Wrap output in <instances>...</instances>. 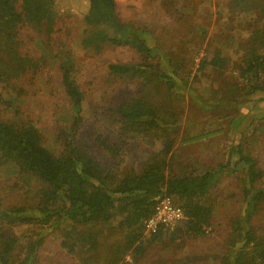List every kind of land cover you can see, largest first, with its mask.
I'll list each match as a JSON object with an SVG mask.
<instances>
[{
  "label": "trees",
  "instance_id": "trees-1",
  "mask_svg": "<svg viewBox=\"0 0 264 264\" xmlns=\"http://www.w3.org/2000/svg\"><path fill=\"white\" fill-rule=\"evenodd\" d=\"M62 2L66 3L65 18L93 27L82 47L98 52L110 44L134 52L136 64L111 65L110 74L117 78L143 76L147 83L160 84L167 99L166 109L152 106L141 95L127 98L106 110L109 125L116 133L90 141L80 130L82 95L71 62L60 57V85L71 111V122L57 131L55 149L45 145L30 113L19 121L0 120V167L12 164L41 185L33 205L4 206L0 199V264H43L41 250L44 233L49 229H66L61 242L66 252L92 254L105 237L107 223L114 224L123 234L131 262L122 264H148L159 253L176 258L187 243L216 233L221 196L236 209L232 210L231 230L219 232L218 264H264V174L247 153L258 121L248 126L251 136L239 133L236 141L220 151L222 161L211 168L198 169L197 161L190 156L192 150L174 149L175 140L164 137L185 112L192 70L182 76V66L173 64L151 34L120 23L113 0H0V106L11 108V100L2 98V93L20 97L28 92L23 80L28 75L36 79L42 68L39 54L29 47L31 42L22 32L27 26L35 30L41 23L43 6L54 10ZM17 3L20 13L15 8ZM245 56L244 81L238 87L236 103H251L255 108L264 102V54L252 50ZM222 64L216 56L203 57L199 70L206 66L221 69ZM177 88H186L190 94ZM201 104L202 114H212L220 122L223 118L228 127L235 122L233 114L240 110L227 112L233 105H220L219 98ZM14 114L22 115L17 111ZM217 133H225L221 123L212 131L194 135L189 144L202 138L205 142ZM133 136L161 142L155 155L140 162V172L125 170L124 161L132 157L114 164L109 159L112 152L132 153L134 140L126 139ZM163 197L171 198L183 210L185 220L173 229L162 226L156 234L147 236L145 222ZM82 262L96 264L87 256Z\"/></svg>",
  "mask_w": 264,
  "mask_h": 264
},
{
  "label": "rangeland",
  "instance_id": "rangeland-1",
  "mask_svg": "<svg viewBox=\"0 0 264 264\" xmlns=\"http://www.w3.org/2000/svg\"><path fill=\"white\" fill-rule=\"evenodd\" d=\"M113 1L115 17L120 23L128 29L151 34L157 47L170 57L173 64L182 66V76L192 70L188 85L191 94L186 88H177L190 94L185 98V112L178 117V122L168 128L164 139L175 140L174 149L182 148L186 152L192 150L190 156L197 161L198 169H208L222 161L220 151L236 141L239 133H251L248 126L257 120L256 136L247 153L264 174V102H259L255 108L251 103H236L238 87L244 81L242 67L245 55L252 50L264 54V0ZM65 6L64 2L54 10L43 6L41 23L35 30L27 26L22 32L31 42L29 47L39 54L42 68L36 79L28 75L23 80L22 85L28 92L20 97L2 93V98L11 100V108L0 106L1 121H19L30 113L45 139V145L50 149H55L57 131L68 127L71 122V111L60 85V57H66L71 62L74 79L82 95L80 117L83 125L80 130L90 141L116 133L115 128L109 125L106 110L121 104L125 99L141 95L144 101L158 108H165L164 103L167 102L160 84L147 83L143 76H112L109 66L136 64V54L128 48L110 44H105L98 52L86 51L82 41L93 27L75 18H65ZM15 8L20 13V3ZM111 35L117 34L112 32ZM215 56L221 59L222 68L206 66L200 72V60ZM194 75L197 78H193ZM214 98L221 99L220 105H233L227 112L240 109L232 116L235 119L232 126L228 127L223 118L220 122L212 114L201 113L200 108L204 109L201 102ZM14 111L22 115L14 114ZM220 123L225 133H217L205 142L202 138L189 144L194 135L212 131ZM127 140H134L131 144L132 153L123 150L120 155L113 152L109 155L112 164L124 157H132L134 162L124 161L126 171L133 169L140 172V162L155 155L161 148L160 140L154 141L153 138L143 140L128 137ZM40 189L38 180L21 174L14 165L0 167V199L4 206L33 205L38 200ZM222 197L219 198L216 233L207 239L187 243L176 258H167L166 254L159 253L149 259L148 264H218L219 232L231 230L232 210L236 209L231 202L221 200ZM110 224H106L105 237L101 239L97 250L83 256L80 252L68 253L61 246L66 229L47 230L44 233L41 262L83 264L82 259L87 256L90 259L92 257L96 264L130 263L123 234L114 224Z\"/></svg>",
  "mask_w": 264,
  "mask_h": 264
},
{
  "label": "built area",
  "instance_id": "built-area-1",
  "mask_svg": "<svg viewBox=\"0 0 264 264\" xmlns=\"http://www.w3.org/2000/svg\"><path fill=\"white\" fill-rule=\"evenodd\" d=\"M185 220V215L169 197L161 198L153 209V214L146 220L144 234H156L162 226L173 229L176 224Z\"/></svg>",
  "mask_w": 264,
  "mask_h": 264
}]
</instances>
